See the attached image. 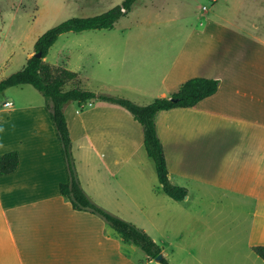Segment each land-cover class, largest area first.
<instances>
[{"label": "crops", "instance_id": "1", "mask_svg": "<svg viewBox=\"0 0 264 264\" xmlns=\"http://www.w3.org/2000/svg\"><path fill=\"white\" fill-rule=\"evenodd\" d=\"M206 33L203 50L200 46L181 48L172 61L164 62L157 79L141 77L144 85L136 90L152 101L170 97L193 77L219 81L217 91L196 105L159 111L156 130L170 182L188 191L184 202L190 193L198 192L251 205L244 214L247 223L239 229L245 262L208 264H264L252 254L254 246H264V20L210 24ZM141 64L147 66V60L143 58ZM79 78L81 87L83 79ZM26 86L1 92L11 105L4 106L5 101L0 105V155L16 152L19 164L14 172L0 175V264H142L133 258L136 246L122 245L102 218L74 210L61 195L67 173L58 139L44 99L31 95ZM12 89H20L19 97L10 98ZM85 105L92 107L93 103L78 104L73 114L67 104L63 109L76 173L89 198L109 208L121 204L122 183H131L133 175L145 170L143 154L131 146L133 133L122 129L117 108L102 105L82 113ZM94 131L96 141L91 137ZM122 140L127 147L120 146ZM144 185L146 222L152 231L161 234L168 227L175 228L177 217H184L189 221L198 264H205L200 262L199 247L204 256L205 247H215L223 240L215 236L238 231L217 228L209 220L201 222L180 206L182 201L165 195L160 184L157 189ZM157 219L159 224H155ZM166 238L160 237L165 259L170 244ZM144 256L148 261L144 264H151Z\"/></svg>", "mask_w": 264, "mask_h": 264}, {"label": "rangeland", "instance_id": "2", "mask_svg": "<svg viewBox=\"0 0 264 264\" xmlns=\"http://www.w3.org/2000/svg\"><path fill=\"white\" fill-rule=\"evenodd\" d=\"M123 1L0 0V81L25 65L29 56L34 54L36 40L48 29L73 17L102 14ZM234 20L247 22L264 20V0H137L131 11L120 18L112 29L61 34L49 48L45 61L78 72L83 79L81 87L97 95L124 98L138 105H146L151 98L140 95L136 90L144 85L141 77L146 80L149 76L157 79L162 73L164 62L172 61L181 48L196 50L200 46L203 50L205 36L208 37V33L205 32L210 24L221 25L224 21ZM143 58L147 60V66L141 64ZM198 73L204 71L200 70ZM70 84L65 85L64 89H71L74 85ZM127 85L130 88L126 87ZM25 88L31 95L44 99L32 86ZM12 90L14 95H9L10 98L19 97L20 89ZM5 100V95L0 93V105ZM92 103V107L85 105L81 109L82 113L102 105L117 108L122 129L133 133L131 138L135 142H131V146L136 147L143 154L145 167L140 174L133 175L131 183H122L119 199L121 204H113L109 208L98 203L97 205L144 230L160 247L163 246L160 237L165 235L167 243H170L166 250V260L169 264H198L188 220L178 216L176 227L172 229L168 227L161 234L153 232L151 225L146 222L147 196L141 185L145 184V189L149 187L157 189L159 182L154 164L147 157L144 149L141 124L128 110L118 104L99 99ZM78 104L67 103L69 111L74 112L79 108ZM96 134L95 131L91 134L94 141ZM76 135L77 133L74 132V138ZM78 139L74 140V152ZM120 146L128 145L122 140ZM180 204L187 213L200 218L201 222L209 220L217 228L238 229L232 234L215 236V239L223 240H219L215 247L214 244L211 248L205 247L204 256H202V247H199L200 262L205 264L245 262L244 244L240 240L239 229L247 223L244 214L251 210L250 204H242L221 194L198 195V192L190 193L189 199ZM159 223L160 219L155 220V224ZM106 226L109 227L107 224ZM113 232L122 245L129 246L114 230ZM181 233L182 237L179 236ZM222 241H225L224 245ZM237 243L239 245L235 246ZM133 258L138 262L141 261L142 264L148 262L138 247ZM151 264L161 263L154 259Z\"/></svg>", "mask_w": 264, "mask_h": 264}, {"label": "trees", "instance_id": "3", "mask_svg": "<svg viewBox=\"0 0 264 264\" xmlns=\"http://www.w3.org/2000/svg\"><path fill=\"white\" fill-rule=\"evenodd\" d=\"M136 1L124 0L120 5L114 6L102 14L73 17L48 29L36 40L34 54L27 59L24 67L0 81V93L10 87L30 85L43 96L45 109L52 121L66 167L67 182L60 185L61 195L71 203L74 210L98 215L119 235L123 242L138 247L149 260H154L162 252L161 247L144 230L95 204L81 187L72 155L70 133L63 111L64 106L69 102L82 104L99 99L118 104L128 110L143 128L144 148L147 156L154 163L162 192L175 201H183L188 191L184 187L173 185L169 180L163 145L156 130L155 116L159 111L196 105L217 91L219 81L215 78L193 77L170 97L155 98L149 104L138 105L128 99L104 94L97 95L90 90L81 88L79 86L80 78L76 73L62 67L52 66L45 61L49 48L61 34L112 29L120 18L131 11ZM35 54H39V56ZM68 82L74 83V87L65 90L64 86ZM18 164L19 157L16 152L0 155V175L14 172ZM252 249L264 261V246H254ZM159 262L168 264L164 257Z\"/></svg>", "mask_w": 264, "mask_h": 264}, {"label": "water", "instance_id": "4", "mask_svg": "<svg viewBox=\"0 0 264 264\" xmlns=\"http://www.w3.org/2000/svg\"><path fill=\"white\" fill-rule=\"evenodd\" d=\"M35 55L39 56V54H35ZM162 257H163V256H162V253H160V254L155 258V260H156V261H160Z\"/></svg>", "mask_w": 264, "mask_h": 264}, {"label": "built area", "instance_id": "5", "mask_svg": "<svg viewBox=\"0 0 264 264\" xmlns=\"http://www.w3.org/2000/svg\"><path fill=\"white\" fill-rule=\"evenodd\" d=\"M9 105H11V102L10 101H5L4 102V106H9Z\"/></svg>", "mask_w": 264, "mask_h": 264}]
</instances>
